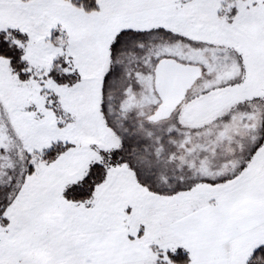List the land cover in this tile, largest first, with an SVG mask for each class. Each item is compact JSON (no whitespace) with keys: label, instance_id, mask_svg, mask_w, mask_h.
I'll list each match as a JSON object with an SVG mask.
<instances>
[{"label":"snow or ice","instance_id":"snow-or-ice-1","mask_svg":"<svg viewBox=\"0 0 264 264\" xmlns=\"http://www.w3.org/2000/svg\"><path fill=\"white\" fill-rule=\"evenodd\" d=\"M0 264H264V0H0Z\"/></svg>","mask_w":264,"mask_h":264}]
</instances>
